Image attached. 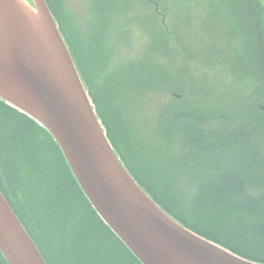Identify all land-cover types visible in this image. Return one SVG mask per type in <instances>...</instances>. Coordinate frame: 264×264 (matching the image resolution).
Listing matches in <instances>:
<instances>
[{
    "label": "rangeland",
    "instance_id": "rangeland-1",
    "mask_svg": "<svg viewBox=\"0 0 264 264\" xmlns=\"http://www.w3.org/2000/svg\"><path fill=\"white\" fill-rule=\"evenodd\" d=\"M28 1L36 7L34 0ZM58 1L69 31L87 57L88 69L96 85V110L114 122L115 109H120V116L135 141L136 157L142 156L149 166L162 169L171 178L181 213L192 224L209 226V230L222 231L220 233L234 240L235 231L225 228L236 227L238 221H224L225 228L212 229L213 223L204 215L211 207L205 202L202 204L200 183L187 177L188 167L183 158L190 150L176 118L179 110L195 108L204 116L199 123L201 128L219 141L228 140L238 129H245L250 133L249 145L264 158V113L258 107L264 104V92L256 81L262 77L261 70L255 57L245 50L246 45L255 50L252 31L235 30L234 2ZM255 4L264 14V0H255ZM94 52L98 53L99 61H94ZM156 72L157 82L146 79L148 73L155 75ZM114 90H117L115 98L112 97ZM16 137H19L18 148ZM120 145L119 151L125 152V146ZM25 146L30 147L36 163L30 158L26 168L20 166L18 173L23 181L18 184H24V191L31 193L56 154L47 135L34 130L16 113L0 110V156L7 160L6 165L0 158V166L14 176L11 179L13 188L11 181L3 178L14 203L16 155ZM235 155H239L236 149L228 150L224 162L232 161ZM10 160L15 167L11 168ZM253 180L246 185V194L261 199L264 197V162L256 167ZM63 215L65 233L62 236L54 234L52 238L55 243L60 241L69 247L71 224L81 217V210L75 205L67 206ZM212 218L215 222L221 221L220 217ZM194 228L200 230V227ZM256 242L261 244L259 238ZM249 247L250 254L264 256L262 247Z\"/></svg>",
    "mask_w": 264,
    "mask_h": 264
},
{
    "label": "water",
    "instance_id": "water-1",
    "mask_svg": "<svg viewBox=\"0 0 264 264\" xmlns=\"http://www.w3.org/2000/svg\"><path fill=\"white\" fill-rule=\"evenodd\" d=\"M34 3L0 0V98L50 132L102 219L143 264H264L185 226L144 190L112 145L47 0ZM0 250L9 264H47L1 188Z\"/></svg>",
    "mask_w": 264,
    "mask_h": 264
},
{
    "label": "trees",
    "instance_id": "trees-1",
    "mask_svg": "<svg viewBox=\"0 0 264 264\" xmlns=\"http://www.w3.org/2000/svg\"><path fill=\"white\" fill-rule=\"evenodd\" d=\"M232 1L234 2L232 21L235 24V30L238 29L242 33L251 30L254 35L255 50L249 45H246L245 50L247 54L255 57L256 65L261 70L262 77H258L256 81L259 82L261 90L264 92V14L258 11L255 0ZM47 2L58 21L82 79L90 95L92 98L94 97L93 102L96 104L94 92L96 85L91 78L88 69L89 63L83 52V47L69 31L65 16L58 4L59 1L47 0ZM94 55L96 57V59L93 58L94 61H99L98 53L94 52ZM144 73L145 71H143ZM156 78H158L157 72L155 75L148 73L146 77L148 81L153 82ZM113 93L112 97L115 98L117 90H114ZM0 110L16 113V116L23 117L34 130L47 135L53 147L52 150L56 154L52 164L46 167L45 174L37 180L31 193H28L24 191V184H18V181H23L18 171L20 166L27 167V160L34 158L33 153L27 146L20 152L16 149L19 152V155H16V203L9 197L3 180L5 177L11 181L14 176L10 170L7 168L2 170L0 166V188L37 244L47 264H143L93 207L50 132L34 118L10 106L1 98ZM97 112L112 145L125 166L144 190L167 213L195 232L234 253L264 263V256H254L248 252L251 249L249 246L264 249V197L258 199L253 195L246 194L245 191L246 185L254 182L256 167L264 162V158L254 152L249 145V131L238 129L228 137V140L219 141L211 132L201 128L199 123L204 116L195 108H184L176 113L187 148L190 150L183 158L184 165L188 167L187 177L200 183L202 204L205 202L207 206L211 207V210L204 215L208 221L213 223L210 226L212 229L215 227L217 229L225 228V224L222 223L224 221L231 223L238 221L236 227L225 228H232L235 231V239L232 240L220 233L222 231L214 232L208 229L209 226L206 228L200 224L198 226L192 224L187 216L181 213L173 194L171 178L162 169L149 166L142 156L136 157L133 145L135 141L132 140L133 137L125 126L124 118L120 116V109H115L114 122L110 121L104 113L101 115L99 109ZM262 112L264 113V110ZM18 140L19 137H16V148H18ZM120 144L125 146V152L121 149L119 151ZM235 149L239 155H235L232 161L225 163V153ZM0 158L7 165V160L1 156ZM9 162L11 168L15 167L12 160ZM33 163H36L35 158ZM10 186L11 188L15 187L12 181ZM41 194L42 196H40ZM38 197L42 199H38ZM71 205L78 206L81 210V217L71 224L70 238L72 240L70 246L66 247L60 241L55 243V238L52 237L55 236L54 234L62 236L65 233L63 229L66 220H62L63 211ZM212 216L220 217L221 221L215 222ZM194 227H200V230ZM257 238L260 239V245L256 242ZM235 242L240 243L237 245ZM242 246H246V248L243 249ZM0 264H9L1 250Z\"/></svg>",
    "mask_w": 264,
    "mask_h": 264
}]
</instances>
